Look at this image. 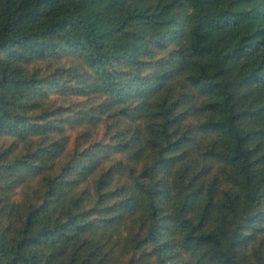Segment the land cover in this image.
<instances>
[{
	"label": "trees",
	"instance_id": "trees-1",
	"mask_svg": "<svg viewBox=\"0 0 264 264\" xmlns=\"http://www.w3.org/2000/svg\"><path fill=\"white\" fill-rule=\"evenodd\" d=\"M261 237L264 0H0V264H264Z\"/></svg>",
	"mask_w": 264,
	"mask_h": 264
},
{
	"label": "rangeland",
	"instance_id": "rangeland-1",
	"mask_svg": "<svg viewBox=\"0 0 264 264\" xmlns=\"http://www.w3.org/2000/svg\"><path fill=\"white\" fill-rule=\"evenodd\" d=\"M257 241H259V242L256 244H252L250 251L255 250V248H258V249L260 248V250L262 251L261 253L264 254V242H263L264 238L261 237Z\"/></svg>",
	"mask_w": 264,
	"mask_h": 264
}]
</instances>
